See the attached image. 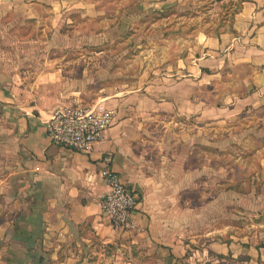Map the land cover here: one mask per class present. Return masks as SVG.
I'll return each instance as SVG.
<instances>
[{"label": "crops", "instance_id": "0c3cea01", "mask_svg": "<svg viewBox=\"0 0 264 264\" xmlns=\"http://www.w3.org/2000/svg\"><path fill=\"white\" fill-rule=\"evenodd\" d=\"M240 2L220 35L197 38L196 50L202 49L203 57H195L185 74L178 64L182 78L168 85L170 95H162L167 93L164 88L144 94L149 107L135 103L128 116H117L91 152L76 153L54 144L47 133L46 122L69 106L60 107L63 93L50 98L40 89L47 87L43 84L62 87L60 70L47 66L39 73L33 60L24 66L22 56L35 53L38 58L41 22L55 28L64 10L90 4L0 0V183H20L13 210L1 203L0 215L8 217L0 222V241H5L0 244L17 247L29 241L32 247L16 260L7 257L6 250L0 264H264V206H248L256 194L240 195L248 218L244 234L237 237L230 218L223 226L216 223L215 210L225 213L228 194L216 195L213 158L191 164L193 147H212L209 140H199L202 131L212 133L264 108V0ZM204 87H224L223 105L201 97ZM166 119L176 120L179 127L177 146L183 147L184 135H189L186 152L182 147L181 153L167 152L160 140L141 141V135L149 133L142 130L143 121ZM190 119L194 130L178 122ZM106 154L113 156L112 167L122 182L141 192L137 231H115L102 210L109 192L101 176ZM232 180L227 183L231 189ZM0 197L8 199L4 192ZM26 197L32 203L29 208L21 205ZM238 197L232 195V200ZM27 232L29 237L23 238ZM12 235L15 243L9 244Z\"/></svg>", "mask_w": 264, "mask_h": 264}, {"label": "rangeland", "instance_id": "374dc122", "mask_svg": "<svg viewBox=\"0 0 264 264\" xmlns=\"http://www.w3.org/2000/svg\"><path fill=\"white\" fill-rule=\"evenodd\" d=\"M84 1L90 6L81 10H64L55 28H47L40 23L38 58L35 53L22 56L24 66L33 60L34 67H39V73H43L47 66L51 70H60L64 80L62 87L55 90V87L43 84L47 87L40 88L46 90L50 98L56 93H63L60 107L67 104H99L113 111L116 120L120 113L128 116L135 103L143 109L149 107L150 103L145 101L144 94H154L153 90L164 88L167 93L161 94L165 97L170 95L168 85L182 78V72L179 69L176 71L178 64L185 74L195 57H203V50H196L197 38L220 35L232 23L241 3V0ZM224 93V87H217L216 91L210 87L201 88V97L209 98L218 105H223L220 100ZM175 121L166 119L159 123L147 121L144 124L143 121L142 130H148L149 133L142 134L141 141L150 143L160 140L167 152L179 150L181 153L182 148L186 152V146L190 144L189 135H184L182 148L177 146L175 138L179 127H176ZM180 121L195 129L193 120ZM217 128L209 134L202 131L199 140L204 144L209 140L212 147L208 148L209 151L202 145L193 147L196 152L191 164L203 163L207 156L213 158L217 175L216 195L224 192L228 194L224 201L225 213L215 210L216 223L223 226L225 218H230L232 233L239 237L244 234V218H248L245 216L244 203H240L241 199L245 200L243 195L251 192L256 194V199L249 197V208L255 210L257 206H264V108L247 112L232 123ZM152 131L154 136L150 134ZM229 177L233 179L234 191L227 185L231 184ZM19 185L16 182L0 183V192L8 196V199L0 197V208L3 203L8 210H13ZM236 194L239 195L238 199L232 200V195ZM20 201L23 208H29L32 204L29 197ZM203 202L207 203L205 199ZM7 217L0 215V222ZM10 217L15 220L14 214ZM26 237H29V233L23 236ZM11 238L9 244L14 242L16 236L12 235ZM0 243L3 245L5 241ZM21 243L18 238V244ZM24 243L17 247L0 244V261L6 258L3 256L6 250L11 260L18 259L26 251L31 252L30 242Z\"/></svg>", "mask_w": 264, "mask_h": 264}, {"label": "built area", "instance_id": "2783aa9c", "mask_svg": "<svg viewBox=\"0 0 264 264\" xmlns=\"http://www.w3.org/2000/svg\"><path fill=\"white\" fill-rule=\"evenodd\" d=\"M115 120V113L99 104H71L58 109L46 122L47 133L52 142L60 147L76 153H89L104 140ZM101 164V176L109 188L101 206L111 228L119 232L137 231L136 215L141 195L122 182L121 176L112 167L111 154H106Z\"/></svg>", "mask_w": 264, "mask_h": 264}, {"label": "trees", "instance_id": "16d2710c", "mask_svg": "<svg viewBox=\"0 0 264 264\" xmlns=\"http://www.w3.org/2000/svg\"><path fill=\"white\" fill-rule=\"evenodd\" d=\"M216 2H221L222 0H215Z\"/></svg>", "mask_w": 264, "mask_h": 264}]
</instances>
